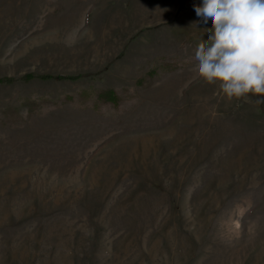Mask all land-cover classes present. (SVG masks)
I'll return each mask as SVG.
<instances>
[{"label": "rangeland", "instance_id": "374dc122", "mask_svg": "<svg viewBox=\"0 0 264 264\" xmlns=\"http://www.w3.org/2000/svg\"><path fill=\"white\" fill-rule=\"evenodd\" d=\"M202 4L0 0V264H264V96L198 76Z\"/></svg>", "mask_w": 264, "mask_h": 264}, {"label": "clouds", "instance_id": "9594fccd", "mask_svg": "<svg viewBox=\"0 0 264 264\" xmlns=\"http://www.w3.org/2000/svg\"><path fill=\"white\" fill-rule=\"evenodd\" d=\"M195 12L212 21L195 50V71L228 97L264 96V0H203Z\"/></svg>", "mask_w": 264, "mask_h": 264}, {"label": "trees", "instance_id": "16d2710c", "mask_svg": "<svg viewBox=\"0 0 264 264\" xmlns=\"http://www.w3.org/2000/svg\"><path fill=\"white\" fill-rule=\"evenodd\" d=\"M84 76H89V77H93L91 76L90 74H78V75H74V76H67V75H50V74H42V75H35L33 73H29V74H26L23 78L26 80V81H30L34 78H39V79H42V80H50V79H57V80H66V79H69V80H77L79 78H82ZM0 82H4L3 80H0ZM101 96H104V97H108L111 101H113L115 98H116V93H114V91H110V90H107V91H102L100 92Z\"/></svg>", "mask_w": 264, "mask_h": 264}]
</instances>
